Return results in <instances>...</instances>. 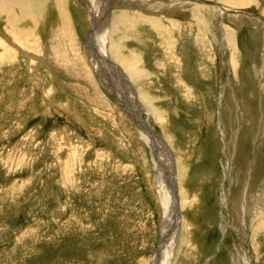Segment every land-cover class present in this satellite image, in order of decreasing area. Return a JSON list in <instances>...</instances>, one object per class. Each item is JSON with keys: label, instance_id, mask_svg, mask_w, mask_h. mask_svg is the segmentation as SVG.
<instances>
[{"label": "rangeland", "instance_id": "rangeland-1", "mask_svg": "<svg viewBox=\"0 0 264 264\" xmlns=\"http://www.w3.org/2000/svg\"><path fill=\"white\" fill-rule=\"evenodd\" d=\"M63 1L0 11V264H264V0H189L156 31L115 8L99 30L137 23L91 50V0Z\"/></svg>", "mask_w": 264, "mask_h": 264}, {"label": "bare ground", "instance_id": "bare-ground-1", "mask_svg": "<svg viewBox=\"0 0 264 264\" xmlns=\"http://www.w3.org/2000/svg\"><path fill=\"white\" fill-rule=\"evenodd\" d=\"M48 1L49 0H0V11L1 12H5V13H6L7 9L9 11H15V13H14V15H15L14 17L15 18L14 17L8 18V19H10V20H8V22L10 23L11 26H13V23L16 21V18L17 17L27 16L29 14H33L35 16V14H34L35 11L36 10L40 11L41 8L43 7V6H41V4L46 5V3ZM188 1L189 0H91L92 6L91 7H87V8L85 7V9L90 14V18H91L90 19V22H91L92 26L94 27V31L95 32H93L90 35L89 46L88 47L91 50V47L93 46L94 42H96L98 39H100V40L102 39V41H101V45L102 46H104L106 43L109 44V42H108L109 36L113 37L112 32H111L112 31L111 30L112 26H113V28H115L116 25L121 27V26H124V24H134L135 25L137 23V22L129 21L132 17L129 19L127 17V15L129 16L130 14L124 15V11H123V13H121L120 11L119 12L117 11L115 13V15L112 17V22H111V25H110L111 28L109 27L110 28V31H108V24H105V27H104L103 30H101V29L99 30V23H98L99 22V16H101L104 19L105 16L108 13L110 14V12L112 13L115 8H123L125 11H128V8L127 7H130V8H133V12L136 13V16H139L141 18L143 16L144 19L145 18L147 19V21H148V18H151L152 19V22L149 21V22H151L149 24H152V29L156 31L157 28H160V30H161L165 26L167 28L169 26H171V25H172L171 27L176 26L175 24H177V23H175L174 20L169 19L170 18V15L172 14L173 11H175V9L178 10V9H181V8L188 7V4H189ZM219 1H223L224 3H229V4H234V3L237 2V0L236 1H234V0H219ZM59 2H60V4H59ZM201 2H202V0H201ZM244 2H246L247 4L241 3L239 5L245 6V5L251 4V2H249V0L248 1H244ZM64 3H66V2H64L63 0H58V6L56 7L57 8L56 10H60L61 13L64 16H66L67 14L66 15L64 14L66 11L63 8ZM48 4H50V3H48ZM103 5H104V7H103ZM48 7H49V5H48ZM42 9H44V8H42ZM222 10L225 12V9L224 8H222ZM226 10H228V9L226 8ZM228 11H230L231 13L233 12L231 10H228ZM233 13H235V12H233ZM131 14H133V13H131ZM237 14H239V13H237ZM240 14H243V15L246 16V14H244V13H240ZM134 17H135V15H134ZM133 19L134 18H132V20ZM137 19H139V18H137ZM68 20H69V18H68ZM106 21L108 23L111 20L110 19H107ZM135 21H136V19H135ZM141 21H143V20H141ZM167 25H169V26H167ZM101 27H102V25H101ZM13 31H14V29L10 27L9 32L12 33ZM19 33H17V34H19ZM111 39L113 41L114 38H111ZM116 50H117L116 46L114 44H111L110 45V54L111 55H114V58L117 56ZM106 52H107V50H106ZM112 53H114V54H112ZM103 55H104V53H103ZM108 60H110V59H108ZM96 67H98V66H96ZM118 67H120V66H118ZM103 72H104V70L102 71V73ZM124 75H125V73H124ZM128 75L129 76L131 75L130 78L133 77V76H138V74H137V72L135 70L134 71L133 70L128 71ZM134 118L139 123V126L138 127L142 128V129H144L146 131L147 130H150V127L147 125V123H145L143 121V119H141V116L139 114L136 115ZM142 137L147 142V144L151 148H153V144L152 143H153V140H154L155 137L150 136L147 133L146 134H143ZM155 139H156V141H158L157 138H155ZM159 142H160V139H159ZM162 146L165 147L164 144ZM161 159H164V158H161ZM161 159H159L160 163H158L159 165L157 167L158 168V174H157L158 186H159L160 193H161V196H162V199H163V202H164V207H165V210H166L165 212H167L166 214L169 216L170 221H172V224H174L175 235H176V230H178V229H176V227H179L181 225V219H180V210H179V207H177L176 192H175V182H174L175 180L173 181V177L174 176H173L172 172L171 173L168 172V167H167V164L165 163L166 160H161ZM164 171H167L166 177H169L170 178V182L167 181V186L165 184L166 182H164L163 177H162ZM165 240H166V236H165Z\"/></svg>", "mask_w": 264, "mask_h": 264}, {"label": "water", "instance_id": "water-1", "mask_svg": "<svg viewBox=\"0 0 264 264\" xmlns=\"http://www.w3.org/2000/svg\"><path fill=\"white\" fill-rule=\"evenodd\" d=\"M220 9H222V8L220 7Z\"/></svg>", "mask_w": 264, "mask_h": 264}]
</instances>
